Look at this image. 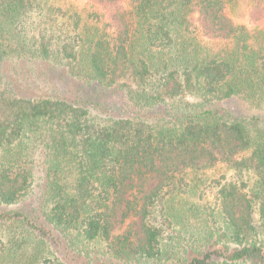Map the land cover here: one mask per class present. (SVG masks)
I'll return each instance as SVG.
<instances>
[{
	"label": "trees",
	"instance_id": "16d2710c",
	"mask_svg": "<svg viewBox=\"0 0 264 264\" xmlns=\"http://www.w3.org/2000/svg\"><path fill=\"white\" fill-rule=\"evenodd\" d=\"M90 1L0 0V264H264V0Z\"/></svg>",
	"mask_w": 264,
	"mask_h": 264
},
{
	"label": "rangeland",
	"instance_id": "374dc122",
	"mask_svg": "<svg viewBox=\"0 0 264 264\" xmlns=\"http://www.w3.org/2000/svg\"><path fill=\"white\" fill-rule=\"evenodd\" d=\"M47 1L48 2L52 1L58 5H62L65 9L68 8L69 6H73V11L76 9V6L77 7H79V6L82 7L84 5L88 6L91 2L90 0H47ZM232 14H233L232 18L237 23L247 24L250 28H253V27L263 28L264 27V17L257 20L256 22L252 21L250 18L249 10L246 7H244V2L239 3V5L234 9V12H232ZM193 34H194V37L191 36L189 34V32L188 33L185 31L179 32L176 36V43L174 44L175 47L172 50L168 51L166 54H164L162 58L165 60H167V59L169 60L170 57L175 55L176 50H179V52H180V50H183L182 47L183 48L186 47V48H188V50H192L193 47H195V45L200 46V47H198V49L200 51L204 49V50H209L211 52H218L220 50L222 43H218L216 41L208 40L207 38L203 37L200 33L199 34L193 33ZM129 83H131V82H129ZM188 98L192 101L196 99V98L195 99L192 98V96H188ZM36 193H37V190H36L34 196H31L29 198V200H27L24 203L27 207L30 208V210L32 209V211L38 210V208H36V204H38V199L36 198ZM212 197H213L212 194L209 193L208 198L212 199ZM15 207H16L15 205H13V206L11 205V206L7 207V209H11V208H15ZM132 220L136 221V218L133 216V213H129L127 216H125L121 211H118L116 218H115V222L113 224V230H112L113 238L122 234V232H124L125 229L129 228V223L132 225V230L137 231L138 230V224L136 223L133 225ZM6 228H7L6 225L0 226V235H3L4 233L7 232ZM69 255H73L72 252ZM75 256H76V254H75ZM63 259L67 262H70V263H76L75 260H71L68 257H64ZM81 259L78 258V261H81ZM133 264H140V263L133 261Z\"/></svg>",
	"mask_w": 264,
	"mask_h": 264
}]
</instances>
